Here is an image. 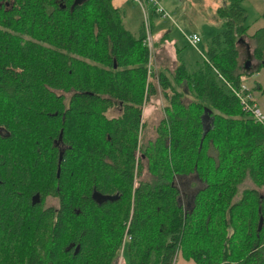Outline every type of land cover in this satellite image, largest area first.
I'll return each mask as SVG.
<instances>
[{"label": "trees", "instance_id": "16d2710c", "mask_svg": "<svg viewBox=\"0 0 264 264\" xmlns=\"http://www.w3.org/2000/svg\"><path fill=\"white\" fill-rule=\"evenodd\" d=\"M72 1L0 0V264H113L122 238L131 264H264V127L226 86L252 75L245 40L264 70V11L249 35L243 0H220L200 65L166 75L111 0Z\"/></svg>", "mask_w": 264, "mask_h": 264}, {"label": "rangeland", "instance_id": "374dc122", "mask_svg": "<svg viewBox=\"0 0 264 264\" xmlns=\"http://www.w3.org/2000/svg\"><path fill=\"white\" fill-rule=\"evenodd\" d=\"M181 2L184 4V11L182 14H185V19L183 16H181V18L178 17L177 19L173 18L172 21L167 19L169 21H167V25L164 26V28H158L154 30L155 33L153 30L151 32L152 43L150 45V49L152 53L150 58L148 59V65L151 69H153V72L163 70L164 73L168 75L175 66L174 58H172V56L167 57V54H164L161 51L160 43H163L165 38L168 41L174 40L175 47L178 49V56L185 64L187 71L190 72L194 70L197 65H200L203 59L204 49L208 38L212 34L217 32L220 28V21H218L216 18L215 20L212 18V14H214V8L218 5L217 1L181 0ZM131 5H133V8L130 10V24H128L126 20L124 22V26L127 27L130 32L134 31L136 33L135 30H137V26L141 22L142 17L139 8H137L135 4ZM241 5L246 11V23L249 26V30H253L261 26L262 21L260 20L259 15L262 11H264V0H243L241 2ZM192 31H195L199 37V41L197 42L195 47L189 45L184 37V35L190 34L192 33ZM157 32H160L161 36L155 39V34ZM249 45L245 43L240 46L239 63L241 64L246 60L249 61L250 72H252V75L249 77H245L244 83L251 91L252 96L258 104L260 110L264 113V93H261L257 89H253L256 84L261 85L264 82V70L261 69L258 72H254L256 69V61L251 57L252 45ZM161 62L163 64H166V66L168 65L167 68L158 66V63L161 64ZM158 91L159 90L157 89V93L155 96H152L151 98H147L145 100V105L141 109L142 129L140 139L142 142L150 140L154 136V128L161 116V111L159 108H161L162 101L160 93ZM184 101H187V98H184ZM116 114V109H111L106 113V115L108 116ZM204 120V124L205 126H207L209 122L208 116H205ZM141 165V178L143 180H146L148 178V174L146 173L144 159L141 160ZM194 182L195 180L192 175L174 178V184L180 192L182 203L185 204L190 199V195L198 187V183ZM252 187L253 184L248 180V178H246L238 186V192H240L244 188ZM258 191L259 193L264 194V186L261 187ZM185 195L189 197L186 201L184 200ZM125 246L126 241L124 238H122L113 264H131L127 259Z\"/></svg>", "mask_w": 264, "mask_h": 264}, {"label": "crops", "instance_id": "0c3cea01", "mask_svg": "<svg viewBox=\"0 0 264 264\" xmlns=\"http://www.w3.org/2000/svg\"><path fill=\"white\" fill-rule=\"evenodd\" d=\"M213 1H217L218 5L220 3V0H213ZM159 2H160L161 7L163 8V10L167 12L168 17L167 18H160L158 15H154L152 12H149V21H150L149 24H150L151 32H152V30L154 31V30H156L158 28H161V29L164 28V26L167 25V21H169V20L172 21L173 18L177 19L178 17L181 18V16H183L184 19H185V14H182L183 11H184V4L181 2V0H159ZM111 4H112V6L119 8V10L121 12V21H122L123 26L125 25L124 22L126 20H127V23L130 24V10L133 8V5H131V4H135V3L132 2L131 0H111ZM135 6L137 7L136 4H135ZM215 8H214V10H215ZM150 13H152V14H150ZM212 18L215 20V18H216L215 14H212ZM167 19H169V20H167ZM140 24H141V22L138 24L137 30H135L136 33L138 32V30L140 28ZM262 25H263V23H262ZM261 26H259L258 28H260ZM125 28L128 29L127 27H125ZM258 28H256V29H258ZM256 29L249 30V26H248L247 33L250 35ZM192 32L196 33L195 31H192ZM132 33L136 34L134 31ZM154 33H155V31H154ZM160 36H161V33L157 32L155 34V39L159 38ZM245 42L247 43V45L250 44L249 46L252 45L251 44V40H245ZM160 48H161V51L164 54L165 53L167 54V57H171L172 56V58H174V65L176 63H178V60L180 58L178 56V53H177L178 49L175 47L174 40L168 41L165 38L163 43H160ZM155 56H154V59H155ZM152 58H153V55H152ZM158 64H159L158 66H163V67H166V68L168 66V65L166 66V64H163L162 62H161V64L160 63H158ZM204 122H205V120H204ZM173 264H195V263L192 260L184 259L181 255L177 254L175 259H174Z\"/></svg>", "mask_w": 264, "mask_h": 264}, {"label": "built area", "instance_id": "2783aa9c", "mask_svg": "<svg viewBox=\"0 0 264 264\" xmlns=\"http://www.w3.org/2000/svg\"><path fill=\"white\" fill-rule=\"evenodd\" d=\"M131 1L137 5V7L141 12V17H142L141 22L144 30L143 44L145 45L147 49V53L150 57L152 53L150 49V45L152 43V35L149 26V12L158 15L160 18H167L168 17L167 12L164 11L163 8L161 7L159 0H131ZM184 37L187 43L192 47H195V45L199 41L198 35L193 32L184 35ZM245 77L246 76L244 75H240L238 77V87H232L229 84H226V86L236 96L242 110L247 112L249 117L253 121L261 124L264 127V113L260 110L259 106L257 105L255 99L252 96L251 91H249L247 85L244 83Z\"/></svg>", "mask_w": 264, "mask_h": 264}, {"label": "water", "instance_id": "95a60500", "mask_svg": "<svg viewBox=\"0 0 264 264\" xmlns=\"http://www.w3.org/2000/svg\"><path fill=\"white\" fill-rule=\"evenodd\" d=\"M85 0H73L72 1V5H78V4H81L82 2H84ZM243 70L245 71V72H249L250 71V67H249V61L248 60H246V61H244V64H243ZM60 158V157H59ZM59 162V161H58ZM58 172H59V168H57V170H56V176H58ZM94 195V194H93ZM259 226H260V221L258 222V227H257V229L259 228ZM78 248V246H76L75 247V251H76V249Z\"/></svg>", "mask_w": 264, "mask_h": 264}, {"label": "flooded vegetation", "instance_id": "af4514ba", "mask_svg": "<svg viewBox=\"0 0 264 264\" xmlns=\"http://www.w3.org/2000/svg\"><path fill=\"white\" fill-rule=\"evenodd\" d=\"M93 198L95 199L96 202L101 201V198L99 196H94L93 195ZM36 201H38V199H36ZM47 203H48V206H56V201L55 200H48L46 202V205H47ZM66 248H68V247H66ZM76 251H77V249H76ZM76 251L74 249V252H76Z\"/></svg>", "mask_w": 264, "mask_h": 264}]
</instances>
